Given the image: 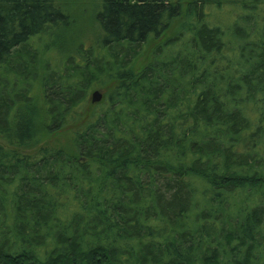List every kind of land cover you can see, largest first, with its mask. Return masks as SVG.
<instances>
[{
  "label": "trees",
  "instance_id": "obj_1",
  "mask_svg": "<svg viewBox=\"0 0 264 264\" xmlns=\"http://www.w3.org/2000/svg\"><path fill=\"white\" fill-rule=\"evenodd\" d=\"M226 1L100 0L56 61L60 2L0 0V264H264V0Z\"/></svg>",
  "mask_w": 264,
  "mask_h": 264
},
{
  "label": "rangeland",
  "instance_id": "obj_2",
  "mask_svg": "<svg viewBox=\"0 0 264 264\" xmlns=\"http://www.w3.org/2000/svg\"><path fill=\"white\" fill-rule=\"evenodd\" d=\"M190 0H181L183 8L186 6L187 2ZM222 2L221 7L217 8V6H213L214 3H210L206 7V11L209 13V22L211 24H219L224 29H227L229 24L237 16V8L227 2L226 0H217ZM62 5V8L66 13H69L71 26L68 29H62L61 27L55 29V35L53 38L50 34H42L36 37H33L31 42L35 47L47 55V57L52 60H58V48L61 46H66L68 43H73L74 41H90L92 37V32L94 29L92 27V22L96 26V12L98 11V4L100 0H58ZM177 19V18H176ZM179 19L175 20L172 23L171 28L165 33L164 37L171 35V33L176 29ZM154 40H151L149 43H146L145 49L141 56L135 62V68L138 69L141 66H144L149 60V51L153 44H155ZM48 50V51H47ZM46 51V52H45ZM42 56V54H40ZM100 90L102 92L103 98V90L98 88V86L93 87L90 91V94L94 90ZM35 93L39 96L38 89L35 88ZM101 98V99H102ZM90 99V95H89ZM77 127V126H76ZM75 126H67L66 128L55 132L50 135L48 138H44L41 144H47V146H64V148L72 149V139L74 135V131L76 129ZM0 142L4 143V140L0 138ZM39 146L24 148L19 150L20 152H33L37 150Z\"/></svg>",
  "mask_w": 264,
  "mask_h": 264
},
{
  "label": "water",
  "instance_id": "obj_3",
  "mask_svg": "<svg viewBox=\"0 0 264 264\" xmlns=\"http://www.w3.org/2000/svg\"><path fill=\"white\" fill-rule=\"evenodd\" d=\"M102 98V92L100 90H94L91 92L90 94V101L92 103H96V102H99Z\"/></svg>",
  "mask_w": 264,
  "mask_h": 264
}]
</instances>
